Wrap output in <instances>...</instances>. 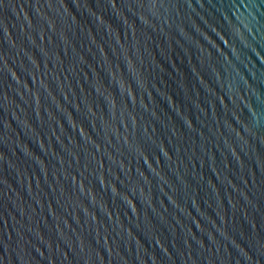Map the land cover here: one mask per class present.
<instances>
[{
    "label": "water",
    "instance_id": "95a60500",
    "mask_svg": "<svg viewBox=\"0 0 264 264\" xmlns=\"http://www.w3.org/2000/svg\"><path fill=\"white\" fill-rule=\"evenodd\" d=\"M0 264H264V0H0Z\"/></svg>",
    "mask_w": 264,
    "mask_h": 264
}]
</instances>
